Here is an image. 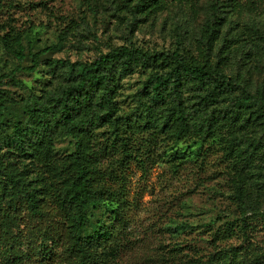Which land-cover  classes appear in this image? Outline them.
<instances>
[{
	"label": "rangeland",
	"instance_id": "rangeland-1",
	"mask_svg": "<svg viewBox=\"0 0 264 264\" xmlns=\"http://www.w3.org/2000/svg\"><path fill=\"white\" fill-rule=\"evenodd\" d=\"M137 2L0 0V103L6 106L0 118V160H9L10 167V160L17 159L10 137L22 107L56 87L48 66L54 60L91 63L112 49L127 46L162 56L166 62L174 52L192 54L200 60L209 53L211 63H216V56L227 43L233 47L231 56L225 54L227 73H241L253 84L263 83L264 0H147L140 12L135 9ZM213 6L225 11L227 20L219 39L211 44L212 50L206 52L204 25ZM18 42L24 48L22 61L13 53ZM179 43L184 46L181 51ZM56 45L60 49L41 56L35 72H19L15 75L19 83L10 82L8 74L31 65V53ZM253 54L257 69L247 62V56ZM159 69L140 68L122 81L117 97L121 114L134 113L139 99H144L146 81ZM113 139L103 127L96 130L92 144L99 150L110 146ZM126 142L124 152L118 141V151L104 154L100 163L111 187L123 193L129 219V242L112 264H201L230 246L239 251L249 247L246 260L255 255L264 261V214L248 219L245 236L238 233L229 240H213L212 233L218 227L240 217L232 183L236 159L227 154L218 139L189 135L173 141L168 135L150 131ZM51 149L49 166L39 165L36 170L49 195L46 208L53 210L58 190L55 186L66 175L68 158L75 151L74 140L60 138ZM16 164L22 167L23 163ZM27 214L23 213L18 228L13 230L20 237L22 264H72L58 239L49 240L47 248L35 256L37 244L32 229L37 227L24 217ZM93 214L95 221L111 224L104 208ZM3 245L7 247L8 242L0 240V264H16L12 256L8 260Z\"/></svg>",
	"mask_w": 264,
	"mask_h": 264
},
{
	"label": "trees",
	"instance_id": "trees-1",
	"mask_svg": "<svg viewBox=\"0 0 264 264\" xmlns=\"http://www.w3.org/2000/svg\"><path fill=\"white\" fill-rule=\"evenodd\" d=\"M146 4L147 0H138L136 11ZM212 11L204 25L206 52L212 50L211 44L217 42L227 20L225 11L215 6ZM178 46L179 51L184 49L182 43ZM58 48L31 53V65L8 74L10 82L19 83L15 78L19 72H35L40 57ZM232 48L225 43L216 63H211L209 53L200 60L192 54L174 52L166 62L162 56L127 46L112 49L91 63H49L56 87L44 97L29 100L13 123L10 143L22 167L15 158L10 160V167L9 160H0V240L8 242L7 247L3 245L8 260L12 256L16 264H22L20 237L13 230L27 211L24 217L37 227L32 229L35 256L53 238L63 242L72 264H112L129 242V219L123 193L111 187L100 163L104 154L118 151V141L124 152L128 139L150 131L168 135L173 141L200 135L222 143L227 154L236 159L232 183L240 217L225 222L212 237L216 242L238 233L245 236L248 219L264 214V77L262 84H253L241 73L229 75L225 54ZM23 52L18 42L13 53L20 61L25 59ZM255 60L256 55L247 56L249 66L257 69ZM153 66L161 69L146 81L144 99H139L134 113L121 114L117 97L122 81L140 68ZM5 110L0 103V118ZM103 127L114 139L110 146L96 150L92 140L96 130ZM66 137L74 140L75 151L68 158L66 175L56 183L55 208L47 209L49 195L36 166H47L52 161L54 142ZM102 208L111 218L109 226L95 221L93 211ZM248 248L221 249L201 264H264L255 255L246 260Z\"/></svg>",
	"mask_w": 264,
	"mask_h": 264
}]
</instances>
